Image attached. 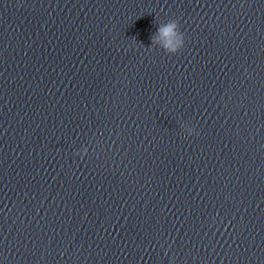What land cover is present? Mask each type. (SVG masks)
<instances>
[{
  "label": "water",
  "instance_id": "water-1",
  "mask_svg": "<svg viewBox=\"0 0 264 264\" xmlns=\"http://www.w3.org/2000/svg\"><path fill=\"white\" fill-rule=\"evenodd\" d=\"M0 264H264V0H0Z\"/></svg>",
  "mask_w": 264,
  "mask_h": 264
},
{
  "label": "clouds",
  "instance_id": "clouds-1",
  "mask_svg": "<svg viewBox=\"0 0 264 264\" xmlns=\"http://www.w3.org/2000/svg\"><path fill=\"white\" fill-rule=\"evenodd\" d=\"M152 42L155 47L163 49L169 55H178L185 48L186 37L180 29L179 22L170 20L158 24ZM181 127L187 132L188 136L199 134L191 125L182 124ZM76 155L83 159L88 155V148L85 147L82 152H77Z\"/></svg>",
  "mask_w": 264,
  "mask_h": 264
}]
</instances>
